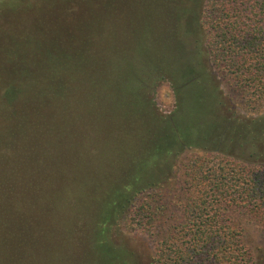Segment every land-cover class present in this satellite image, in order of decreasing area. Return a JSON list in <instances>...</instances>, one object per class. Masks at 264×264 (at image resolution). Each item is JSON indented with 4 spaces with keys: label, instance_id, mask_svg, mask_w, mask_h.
Segmentation results:
<instances>
[{
    "label": "trees",
    "instance_id": "obj_1",
    "mask_svg": "<svg viewBox=\"0 0 264 264\" xmlns=\"http://www.w3.org/2000/svg\"><path fill=\"white\" fill-rule=\"evenodd\" d=\"M144 2L123 38L119 12L116 39L96 20L19 35L0 75V264H138L111 231L124 219L151 232L146 264H255L237 216L264 228V0ZM162 81L168 115L144 94ZM81 164L88 181L53 186Z\"/></svg>",
    "mask_w": 264,
    "mask_h": 264
},
{
    "label": "rangeland",
    "instance_id": "obj_2",
    "mask_svg": "<svg viewBox=\"0 0 264 264\" xmlns=\"http://www.w3.org/2000/svg\"><path fill=\"white\" fill-rule=\"evenodd\" d=\"M144 1L145 0H0V7L5 12V14L0 16V33L2 32L1 28L6 25L9 32L14 29L15 37L18 40L17 42L14 41L13 43L15 45H13L12 41L10 42L8 40L9 32L6 36L7 40H5V38H0V40L2 39L0 43L1 78L4 77L3 75H6L5 71L8 72L17 67L15 62L16 57L11 56L17 52L16 48L20 45V34L26 38L40 39L47 42L50 36L54 37L61 35L63 37L66 35L70 24H73L71 29L77 32L79 24L84 26V22L88 24L90 20H96L94 23L96 25L90 27L85 24L84 29L94 31L95 35L100 33V36H115L116 34L114 31L117 30L118 24L116 23L118 21L116 13L119 12L121 20H119L120 28L117 31L119 37L123 38L126 37V33L123 30L124 27L128 25L132 27L134 23L138 24L140 10L145 6ZM193 24L194 23L190 25L191 28ZM42 25H44L42 28L37 29ZM195 34L196 32L191 31L189 36H185V39L195 38ZM162 35L163 34H161V36ZM116 37L117 35L115 39ZM164 38L167 39V35ZM193 38L190 39L191 42H193ZM35 44V41L30 40V46H26L25 50L28 51L33 49ZM105 49H107L106 45ZM62 50H66L63 42ZM184 50L187 51L183 49V52ZM183 52L181 51V53ZM210 67L213 69L212 65H210ZM221 85L228 99H231V103L236 107L238 112L245 116L260 115V111L246 108V106L241 103L240 94L234 91L231 86L222 80ZM144 94L163 115L170 114L171 110L174 108L173 92L170 84L166 81L159 82L152 89L150 87ZM2 129H4L3 122L0 120V133ZM193 153L194 151L190 149L187 150L185 154L189 156ZM185 154H183V156ZM85 167L86 165L81 164L80 173L78 175L70 172L67 176V171L63 174L64 177L62 176V178L54 180L53 186L57 185L60 189L65 185L61 184L60 181H67L68 179L77 180L78 182L81 180L88 181L89 170L87 171ZM173 183L174 182L169 183L161 189L163 192L162 200L165 201V203H169V197H171L170 194L172 192L171 186H173ZM69 185L74 186L73 184ZM237 218L243 229L244 241L254 256L255 264H264V228L248 215L239 214ZM128 224L129 219L128 222L124 219L119 225L117 223L115 227H112L111 231L115 235L119 234V232L121 233L120 236L117 235L115 237L116 241L125 244L133 250L134 257L138 264H146L152 247L153 238L150 235L151 232L141 231L139 228H132L131 225Z\"/></svg>",
    "mask_w": 264,
    "mask_h": 264
}]
</instances>
